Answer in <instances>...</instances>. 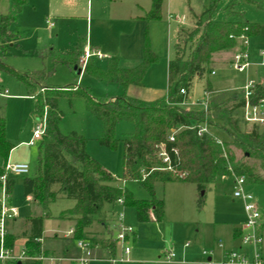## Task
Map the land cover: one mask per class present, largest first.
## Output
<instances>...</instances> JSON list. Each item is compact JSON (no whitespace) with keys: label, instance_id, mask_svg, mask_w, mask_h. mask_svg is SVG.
Listing matches in <instances>:
<instances>
[{"label":"rangeland","instance_id":"obj_1","mask_svg":"<svg viewBox=\"0 0 264 264\" xmlns=\"http://www.w3.org/2000/svg\"><path fill=\"white\" fill-rule=\"evenodd\" d=\"M86 1H78V10L72 9L71 12L62 14L57 12V16L45 15L47 9L40 8L34 21L26 19V14L24 16L20 14L18 21L10 28L11 33L16 36L15 44L2 40L0 25V60L21 73L52 69L51 58L43 57L47 50L55 48L61 53H69L75 49L80 39H84L91 49L98 51L94 42L93 45L89 43L91 30L94 41L98 40L107 44L119 42L122 34L132 32L135 25L139 23L132 17L134 13H131L129 8L134 7L136 3L145 6L151 4V0H122L118 1L116 6L110 7L108 2L95 0L93 14L86 19ZM231 1L221 0L219 2L214 16L216 20L225 19V9ZM255 1L258 4L250 3L249 0L241 1L237 10L248 22L261 26L260 34L250 40V46L255 45L257 48L258 58L255 62L249 63L246 71L239 72L234 67L238 52L215 54L213 72L205 79L194 81L187 103L179 105L180 108L189 110L187 108L189 107L200 110L197 112L206 111L205 109L201 111V109L205 107L210 97L217 95L218 102H225L236 92L241 93L248 83L264 82V0ZM208 2L209 0H162L164 9L161 19L150 22L141 21L144 23L143 47L147 41L158 60L148 70L144 78V86H136V91L139 93H127L126 89L119 84L86 73L85 69L78 74L74 69L63 65L55 67V72L50 76L47 84L53 88L86 87L95 96L105 99L123 94L145 101L165 97L168 92V62L175 58L179 33L186 29L183 44L185 43L188 49L192 45L190 43L193 39L192 32L196 29L195 16L198 17L204 12ZM9 7L8 0H1L0 15H7ZM60 15L68 17L64 19ZM47 25H53L51 32ZM101 52L105 54L104 51ZM111 52L103 59L93 58L101 69H106L107 61L111 58H118L121 67H135L139 63L122 60L116 50ZM208 83L223 92L210 96L206 93ZM6 90L8 93H5ZM59 107L63 113L60 123V131L63 134L68 135L75 132L85 137L88 154L117 179L116 185L128 190L135 199L152 198L149 190L124 177L123 140L135 134L136 125L134 123L119 122L115 129L117 144L113 147H106L99 142L103 132L102 123L88 112L86 101L83 98L74 97L70 100L62 97L59 100ZM37 116L36 101L28 95L25 86L11 74L0 71V117L6 120L7 138L15 146L9 161L28 164L30 172L26 175L27 177H33L37 167V149L40 141L35 146L28 145L39 125ZM204 127L217 136L222 144L224 141H229L221 128L222 125L214 124V127L204 125ZM231 149L239 159L242 158V153L238 149L234 146H231ZM250 162L253 163L252 160ZM0 167H4L1 158ZM24 178L23 176L17 177L10 194L12 206L19 212L17 227L20 229L24 227L23 222L29 216L41 214L45 217L46 214L44 206L41 205L38 208L33 201L24 197ZM238 188L235 176L217 177L203 191H199L196 185L190 183H156L153 188L154 197L163 200L165 204L162 222L140 223L132 208L114 202L104 205L101 212L94 217L91 226L85 230L84 235L108 239V227L111 229L114 225L116 227L119 224V215L123 214L124 223L134 228L137 238L133 242L131 236L132 239L126 245L132 249L130 260L128 258L127 262L121 264H170L166 260L169 251L175 255L173 260L176 263L174 264H205L209 258H212L211 264H226V251L233 250L237 255H243L249 250L240 239L234 242L231 238L233 229L246 222L245 203L252 202L257 205L264 220V186L246 184L242 186L245 192L251 194L252 200L250 201L234 198V192ZM55 189L58 190V187ZM60 196L56 202L49 205L47 212L51 216L48 214L50 217L44 219L41 246L42 251L48 253L44 255V258L49 259V254L56 256L57 259L50 264H71L70 259L67 258H79L84 260L85 264H112L109 261V251L114 254L111 249L106 248L109 250L107 251L97 244L94 247L80 248L79 239L70 234L71 229H76L75 221L58 218L61 212L73 209L76 202L64 198L63 195ZM200 201H202L201 205ZM12 222L10 219L6 220L7 231ZM115 230L117 232L116 228ZM220 241L226 251L220 249ZM23 243V238L17 239L15 245L17 253L22 252ZM15 251L14 248L10 250V255L16 254ZM121 256L120 245L117 247L116 258ZM39 259L42 264L46 262L42 257ZM13 262V260L0 258V264H13Z\"/></svg>","mask_w":264,"mask_h":264},{"label":"trees","instance_id":"obj_2","mask_svg":"<svg viewBox=\"0 0 264 264\" xmlns=\"http://www.w3.org/2000/svg\"><path fill=\"white\" fill-rule=\"evenodd\" d=\"M8 1L9 13L0 15L1 37L4 42L15 44L16 36L10 28L18 21L29 0ZM220 1L209 0L204 12L195 16L196 29L192 32V45L188 49L183 44L186 29L180 31L175 58L168 65V92L157 100L145 101L127 94L105 99L95 96L86 87H50L47 81L54 74L55 67L63 65L74 69L77 66L81 70L80 58L87 45L84 39H80L69 53H61L55 48L47 50L43 57L51 58L52 69L21 73L0 60V71L14 76L36 101L38 121L43 119L46 111V130L37 149L36 173L33 177L23 176V195L32 196L39 206H44L46 214L45 217L29 218L30 231L24 249L27 259L14 261L13 264H42L39 258L48 254L42 251L40 243L44 219L51 216L47 212L49 205L56 202L60 195L76 202L73 209L61 212L58 217L75 221L73 235L79 241L90 242L92 247L97 244L116 253L117 243L112 236L96 239L84 235L105 204L122 200L124 206L135 211L138 222H161L165 204L154 197L156 183H190L203 191L217 177L236 176L243 177L246 185L264 186V127L250 125L244 120L242 92H236L225 102H218V96L214 95L207 100V109L202 112L179 107L187 103L194 81L205 79L213 72L215 54L232 50L239 42L244 45L239 52L247 50L244 40L260 34L261 26L248 22L237 10L239 2L245 0H232L225 9V19L216 20L214 16ZM249 2L258 4L255 0ZM161 17L162 0H153L144 19L150 22ZM157 60L146 41L144 57L137 66L123 68L118 58H111L103 70L91 59L85 72L127 89L131 85L142 86L148 70ZM213 91L208 83L206 93ZM62 97L70 100L80 97L86 101L88 112L102 123L103 132L99 142L103 146L113 147L117 144L115 129L119 122L128 121L136 125L135 134L123 140L124 177L149 190L151 199L137 200L128 190L116 185L117 179L88 154L85 137L75 132L65 135L60 131L63 113L59 100ZM262 98L264 87L257 84L252 103ZM214 124L223 126L221 128L229 141L220 144L217 136L209 131L199 134L204 125L214 127ZM6 130V120L0 117V158L4 167L15 148L7 138ZM171 137L174 139L171 140ZM231 146L242 153L241 159ZM162 153L167 155L169 162H164ZM4 167H0V178L5 173ZM16 179V176H12L7 181L9 194ZM14 241L15 238L7 234L4 248L13 250Z\"/></svg>","mask_w":264,"mask_h":264},{"label":"built area","instance_id":"obj_3","mask_svg":"<svg viewBox=\"0 0 264 264\" xmlns=\"http://www.w3.org/2000/svg\"><path fill=\"white\" fill-rule=\"evenodd\" d=\"M53 25H49V29L51 30ZM245 45L248 44V40H244ZM97 58L103 59L105 58L99 51L93 50L86 45L83 55L80 58V68L83 71L89 60ZM249 66V52L247 50L238 52L236 55V62L234 63V67L239 72H244L247 70ZM257 84L248 83L242 89V93L244 95V106L242 108V114L244 120L250 125H259L264 127V98L258 100L256 103H252V97L254 95V89ZM264 87V82L260 83ZM7 93V92H5ZM184 94V90L181 91ZM207 101L205 103V110L207 109ZM46 130V111L43 116V119L39 121V125L34 131L33 139L28 143L30 147L35 146L38 141H41ZM206 127H202L199 130V134L207 132ZM174 138L171 137V140ZM222 144L221 141H218ZM164 158V162H169V159L165 153L161 154ZM4 175L0 178L1 187L0 191L2 195L0 196V258L2 259H10L13 261H22L27 259L24 251L19 256L10 255V250L4 248L5 237L7 235L6 230V220L7 219H15L18 216V209L13 207L10 198L11 195L7 191V181L9 177L12 176H25L30 172V167L26 163H11L10 161L4 167ZM236 177V176H235ZM238 189L234 192V198H243L244 200H252V196L250 193L245 192L242 189V186L245 185V179L243 177H236ZM120 204H123L122 200L117 201ZM246 213V222L243 227V232L241 234V241L245 247L249 250L243 255H237L233 250L229 251L226 255L227 262L226 264H264V237L261 233V222H262V214L257 205L252 202H246L245 206ZM125 217L123 214L119 215V224H117L115 241L117 246L121 245L122 256L120 258L111 257L109 261L112 264H121L128 261L129 254L131 253V248L126 246L129 243L131 236L134 234V228L131 226H126L124 223ZM70 234H73V230L70 231ZM79 246L82 249L86 247H92L89 242L80 240ZM219 247L224 248L223 243L219 242ZM206 254V253H204ZM175 258L174 253L170 251L166 255L167 261H173ZM76 264H85V261L79 258L73 259ZM205 264H211V261H208Z\"/></svg>","mask_w":264,"mask_h":264},{"label":"crops","instance_id":"obj_4","mask_svg":"<svg viewBox=\"0 0 264 264\" xmlns=\"http://www.w3.org/2000/svg\"><path fill=\"white\" fill-rule=\"evenodd\" d=\"M78 1L79 0H29L28 4L24 7L23 11L21 12V16H24V14H26L25 15L27 17L26 19H28L29 21H34L36 16H37L36 14H37L38 10H40V8L47 9L45 15L51 14V15L57 16L58 15L57 12H59V14L69 13V12L72 11V9L78 10V8H77L78 7ZM118 1H122V0H107V1L103 0L101 2H108L110 7H114V6H116L118 4ZM86 2H87L86 19H88L89 15L93 14L95 0H87ZM113 2H116V3H113ZM150 3L151 4L149 6L148 5L145 6V5H141V4L136 3L135 5H133L134 7L129 8L130 12L134 13V14H132L133 15L132 17H134L136 20H138L137 22H139V23H137V25H135V27H134L132 32L127 33V34H122L121 40L119 42L116 41V43L107 44V43H103V42L98 41V40L94 41L93 40V36H92V30H91V33L89 35V43L91 45H93V42H94L95 43L94 45H96V47L98 48L99 52H101V51L105 52V54L101 52L102 55H104V56H107V55H109L108 53H112L111 51L116 50V51H118V55H119V57L122 60L125 59V61H132V62H135V63H138V62L140 63L142 61L143 57H144V47H143V39H142L144 23H142V22L143 21L147 22L144 19V16L146 15V13L148 11H150V9L152 7L153 0H151ZM40 5L47 6V7L46 8L45 7H41ZM32 8H34V10H32ZM163 9L164 8H163V3H162V12H163ZM66 11H68V12H66ZM60 17L61 18L64 17V19H66L68 16L60 15ZM98 17H101V15L100 16L98 15ZM47 28H48L49 32H51L52 29L51 30L49 29V25H47ZM250 40L251 39L248 40V44L245 45V46L247 48V51L249 52V59H251V61L249 63L251 64L252 61L255 62V60L258 58V55H257L258 53H257V50H256L257 48H256L255 45H253V47L250 46ZM243 47H244L243 43L239 42L238 46L235 47L234 49L229 50V51L220 52V53H217V54L219 55V54H227L228 52H234V53L235 52H239L240 50L243 49ZM59 49H61V48H59ZM250 52H251V54H250ZM259 56H260V54H259ZM230 63H231V61H230ZM168 65H169V62H168ZM123 68H133V67L131 66V67H123ZM142 86H144V85H142ZM212 88H213L214 91L212 93H210V96H212L214 93L223 92L222 90L218 89L217 87H215L213 85H212ZM126 91H127V93H139V91H136V86H134V85L129 86L126 89ZM5 92L8 93L7 90ZM187 108L189 110H194V109H191L189 107H187ZM204 109L205 108L201 109V111L204 110ZM194 111H200V110H194ZM59 197H61V196H59ZM25 198L26 199H30L31 201H33V203H34V205L36 207H38V208L40 207L33 200L32 196H28V197H25ZM64 198H65V196H64ZM10 202L12 204V198H10ZM244 211H245V209H244ZM18 214H19V212H18ZM17 217L15 219H12L13 222L11 223V226H10L9 230L7 231V234L11 235V236H13L15 238L14 251H15V245H16L17 239L18 238H23L24 239V243H23L24 245H23V249H22V252H23L24 249H25L26 242H27V235L29 234V231H30V224L28 223L29 218H31V217H42V216H41V214L36 215V216H29L23 222V226L24 227H22L21 229L17 227L18 226ZM244 224L245 223H243L241 226L236 227V228L233 229L231 238H232V240L234 242L237 241L238 239L241 240V234L244 231L243 230ZM43 228H44V225H43ZM115 228H116L115 225L112 227V229L110 227H108L109 237L112 236L113 239L115 238V235H116ZM71 230H73V229H71ZM261 233H262V235L264 237V220H263V217H262V222H261ZM86 237H88V238H96V239L100 238V237L99 238L98 237H92V236H89V235H87ZM109 237H107V238H109ZM132 238H133V242H134L135 238H137L135 230H134V234L132 235ZM132 238H130V240ZM40 243H41V241H40ZM103 249L107 250L106 248H103ZM222 249L224 250L225 248H222ZM107 251H109V250H107ZM224 251H226V250H224ZM116 252H117V250H116ZM15 253H16V254H14L15 256L21 255V253H17L16 251H15ZM227 253H228V251H226V255H227ZM109 254H110L109 258L116 257V253L112 254L109 251ZM131 254H132V249H131V253L129 254V257H128L129 260H130V255ZM52 255L49 254V259H47V257L46 258L42 257L43 260L46 261L44 264H50V263H52V261L54 259H57L56 256H52ZM67 259L68 260L70 259L71 264H76L73 261V259H75V258H67ZM208 261H212V258H209ZM167 263L174 264L176 262L173 260V261H171V262L169 261Z\"/></svg>","mask_w":264,"mask_h":264},{"label":"water","instance_id":"obj_5","mask_svg":"<svg viewBox=\"0 0 264 264\" xmlns=\"http://www.w3.org/2000/svg\"><path fill=\"white\" fill-rule=\"evenodd\" d=\"M74 70L77 71L78 74H81V70H79L77 66L74 67Z\"/></svg>","mask_w":264,"mask_h":264}]
</instances>
